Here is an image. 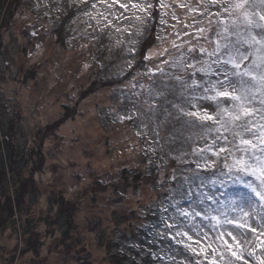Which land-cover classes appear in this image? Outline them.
Masks as SVG:
<instances>
[{"label":"trees","instance_id":"trees-1","mask_svg":"<svg viewBox=\"0 0 264 264\" xmlns=\"http://www.w3.org/2000/svg\"><path fill=\"white\" fill-rule=\"evenodd\" d=\"M152 1L154 2L149 1L152 7L148 9V20L141 31L133 68L128 69L125 73L118 72L119 75H123L118 76L110 70L111 62L99 57L104 55V52L93 58L91 50L88 58L80 60L82 71L90 70L92 73L86 74L89 86H85L81 90L78 99L77 95L74 96V106L76 107L78 100L85 98L89 92L95 89L94 86L112 85V94L115 98L112 99L111 107L115 116L112 123H108L109 129L116 131L123 129L126 132V137L121 140L125 147L119 149L117 145V154L122 155L127 152L128 156H133L136 153V160H130L118 169L115 174L116 178H114L116 184L112 185L106 180L94 178L92 184L86 187L75 185L71 189L70 195H66V191L61 188L52 189L51 183L43 188L47 175L50 172L54 173L50 168L46 169L48 165L46 141L48 135L56 132V128L67 119L72 118V111L65 107L64 112L53 121L43 122L44 120L40 119L39 128L28 131L30 136L24 137L25 139L21 141L19 126L22 124L23 110L18 97L20 88L17 86L30 90L32 87L29 83L36 82L35 74L40 68H30L27 67V64L37 59L39 55H44L42 49L47 40L54 42L56 47L54 51L60 50L63 56L68 50L77 54L81 48L78 45L79 40H75L74 45H71V40L67 35L68 30L66 31L71 19L76 15L74 4L70 0H63L54 12L42 13L36 5L37 0H0V56L4 55L5 61L12 63L5 69L0 64V239L5 236L14 238L16 240L15 251L20 249L23 255L40 257L42 249L52 240H59L58 244L64 249V256L71 255L80 247H85L86 242L83 245L80 236L79 211L90 203L96 208L102 207L104 204L97 201L95 196H104L103 193L109 192L111 189L114 192L112 200L116 203L123 204L131 198V195H134L136 199H139V206L136 209L124 210L122 212L124 216H118L119 218L113 216L112 224L115 226V230L111 237H108V234L106 235L103 230L99 231L98 228L89 229L88 227L89 233L96 234V236L99 233L97 245L104 252L103 258L106 264H211L214 259L217 264H227L229 259L233 260L229 254L222 251H216L210 255L198 246L200 242L198 225L204 222L210 226L213 232H218L221 224H227H225L224 213L226 209L230 208L229 204L234 195L237 192L247 191L240 184L235 183L228 170L224 168L226 155L220 153L219 157L215 156L210 161L209 167H204L199 164L197 159L190 158V152L184 151L183 156L178 155L180 151L170 152L168 149H176V147L180 149L185 139L188 140L189 137H192L190 136L192 133L188 131L189 125L183 121V118L178 123L171 122L169 129L165 131L166 137L168 136L170 141H166L162 145L160 143L157 152L151 155L143 150L146 140L143 141L134 133L132 126L134 117L125 113L126 110L133 108L132 102L135 100L126 99L125 94L134 90L135 84L142 83L146 87L147 82L154 78V75L150 79L141 77L142 69L151 66L154 73L161 68L160 64L165 59L177 51L176 47H168L154 59L150 56L153 46L163 44L166 40L169 42L174 39L178 41L182 32L188 34L187 42L180 45L185 50L188 49V44L191 41L203 39L195 51L197 58L193 59L192 57L188 64L195 65L196 68H199L203 61L212 64V72L208 75L195 72L191 67L180 71L187 77L188 82L190 79H195L200 85L195 88V91L192 89L190 92L189 86H187L185 92L189 103L190 97H196L192 101L201 100L208 108L209 113L211 111L215 113L216 102L211 103L202 98L213 93H205L203 89L209 86V81L224 80L223 74L217 70L218 66L212 63L215 58L210 61L207 53L199 50L201 46H209L216 40L215 32L219 29L217 28L218 20L210 12L213 5L206 2L203 9L197 5L196 0H183L182 4L184 5L181 4L175 9V11L178 9L176 18L166 17V22L162 23L160 16L166 7L160 6V0ZM186 9L189 11L184 12ZM205 9H207L206 12ZM199 14L203 15L202 20L199 19ZM195 22L202 25L199 30L205 29V31H191L189 28H193ZM18 27H22L19 31L22 33L21 35L15 34ZM212 32L214 35L209 36ZM203 33H206L205 38L201 36ZM92 41L94 42V40ZM13 46L17 52L16 55L15 52L13 53L17 56L16 58L11 54ZM97 51L99 52L98 49H94L95 53ZM66 57L68 58V56ZM51 59L50 55H46V61ZM109 71L112 73L110 74ZM71 73L76 77L81 76L76 71H71ZM11 74L15 76V91H12L13 96L7 97V99L16 97L14 101L17 102V105L14 106L13 116L8 118L6 113L7 105H10V102L3 99V95H6L5 89L10 84L6 82H9ZM198 76H201V79H196ZM75 94L76 92H74ZM184 107H187L185 101L182 105V108ZM201 107L204 109L203 106ZM164 122L168 121L164 120ZM202 124L216 127L209 121ZM202 124L193 125L191 123L197 129V133L193 135V141H198V143L207 141L208 145L214 146L212 142L218 134L207 133L206 128L201 126ZM156 130L157 128L153 127V131L156 132ZM143 137H148V134H144ZM229 138L231 140L230 135ZM222 141V139L215 141L216 149L225 146ZM106 142L109 147L111 144H117L114 140ZM218 144L221 145L218 146ZM221 156L223 163L220 164ZM228 158L232 159L231 156ZM211 170L213 173H210ZM143 186L149 187L151 191L146 200L141 197ZM208 197L213 198L209 199ZM109 199L108 196L106 202ZM193 208L201 215L187 219L179 215V209H187L191 212ZM172 217L188 227L167 228L166 224L173 222L170 219ZM213 217L218 219H213ZM177 230L187 231L192 239L189 240L187 236H177ZM20 243L21 247H19ZM68 244H70V248H67ZM186 245L196 249L198 257ZM126 247L128 249H125ZM86 253L87 257L85 258L82 255L74 256L76 264H94L95 258H93L92 252L86 249ZM5 259L7 260V258ZM9 264H14V261Z\"/></svg>","mask_w":264,"mask_h":264},{"label":"rangeland","instance_id":"rangeland-1","mask_svg":"<svg viewBox=\"0 0 264 264\" xmlns=\"http://www.w3.org/2000/svg\"><path fill=\"white\" fill-rule=\"evenodd\" d=\"M70 1L74 4L76 15L71 19V23H69L66 31L68 30L67 35L71 40V45H74L75 40L77 41L78 39V45L81 48L77 54L68 50L65 52V56H63L60 50L54 51L56 49L53 44L54 42L47 40L45 47L42 49L44 55H39L37 59L27 64V67L30 68H40L35 74L36 82L29 83L32 87L30 90L19 85L17 86L20 88V95L18 97L23 110L21 114L22 124L19 126L21 141L25 139L24 137L30 136V132L28 131L39 128L40 119H43V122L53 121L54 118L64 112L65 107L72 111V118L67 119L56 128V132L48 135L46 141L48 155L46 169L50 168L54 173L51 174L50 172L47 175L48 177L44 181L43 188H46L45 186L51 183L50 187L52 189L57 190L61 188L63 191H66V195H70L71 189L75 185L86 187L92 184L94 178L106 180V182H111L114 185L116 184V179L114 178H116L115 174L118 169L123 164L128 163V161L130 162L131 157L134 159L132 161L136 160V153L133 156H128L127 152H124L122 155L117 154V145L119 149H124L125 147L121 140L126 137V132L123 129L119 131L109 129L108 123H112V119L115 116L112 113L111 107L112 99L115 98L112 94V85L107 87L94 86L95 89L89 92L85 98L78 100L76 107L74 106V96L77 95L78 99L81 90L85 86H89L86 74L92 73L90 70L82 71L80 60L88 58L91 50L93 58L104 52V55L99 57L110 61L112 64L110 70L118 76H120L118 72L123 73L131 68L136 59V50L139 46L141 31L148 20L149 11V8L143 11L132 8L131 4L146 5L149 4L150 0ZM62 2L63 0H37L36 5L40 12L49 13L54 12L55 8L60 6ZM153 2L151 0V3ZM182 2L183 0H163L166 8L163 10L164 13L161 14L160 20L166 22V17L176 18V11L178 12V9L176 11L175 9ZM206 2L205 0H196L197 5L203 9ZM122 4H126L128 7H121ZM188 11L189 9H186L184 12ZM210 12L214 14L216 20L226 16L219 5H213V9ZM216 13H220V16L217 17ZM198 16L202 20L203 15L199 14ZM200 26L202 25L199 22H195L193 28L189 29L191 31H199ZM17 29L15 30V34L21 35L22 33H19V31L22 27H18ZM201 36L205 37L206 34L203 33ZM187 38V32H182L178 37V41L175 39L171 42L166 40L163 44L156 47L153 46L150 56L154 59L168 47H176L177 51L170 55L169 58L164 61L162 60L163 63L160 64L161 68L157 69L154 73L151 66L142 69L141 77L149 78L154 75V78L147 82L146 87L142 83H138L135 84L134 90L125 94L126 99H135L132 102L133 108L126 110L125 113L134 117L132 125L134 133L142 138L143 141L146 140L143 150L149 152L151 155L157 152L160 143L162 145L164 142L170 141L168 136L166 137L165 131L169 129L171 122L178 123L183 118V121L189 125L188 128L190 129L188 131L192 133L190 135L192 137H189L188 140L186 138L180 149L175 145L176 149L168 150L170 152L180 151L178 154L180 156L184 155V151L190 152V158H195L200 165L208 167L215 155L211 151H206L203 154L200 152V149L206 148L209 145L207 141L203 143L193 141V135L197 133V129L191 125V123L196 125L203 122L183 115L179 108L174 107V105L182 107L185 101L187 105V107H184L185 111L203 110L201 106L208 111V108L201 100H196L197 102L192 101L190 97L189 103V98L185 92L187 91L186 85H189L192 79L188 82L187 77L182 75L180 71L186 68L185 65H189L188 61H191L192 57L193 59L197 58L195 51L203 40L200 38L199 40L191 41L188 44V49L185 50L180 45L187 42ZM83 45L85 46L82 47ZM214 47L215 44H210L206 47L201 46L199 50L202 48H206L207 50L209 48L208 51L210 52ZM94 49H98L99 52L95 53ZM15 51L16 49L13 46L11 54L14 58L17 57L15 56L17 53ZM14 52L15 55H13ZM46 55H50L52 59L46 61ZM207 57L210 61L214 58L208 55ZM5 58L4 55L0 56V64L4 69L8 65H12L10 61H5ZM71 71H76L81 76L76 77ZM109 72L110 74L112 73L111 71ZM148 74L150 75L149 77H147ZM11 75L12 77H10L9 82H6L10 83L5 89L6 95H3V99L10 102V105H7L6 115L8 118L13 116L14 106L17 105V102L14 101L16 97L12 99L6 98V96H13L11 92L15 91V76ZM176 77H180L181 79L177 80ZM196 79H201V76H198ZM192 89L193 87H189V92ZM74 92H76L75 95ZM211 113H214V111H211ZM158 120L163 121L160 122ZM164 120L168 122H164ZM153 127L157 128L156 132L153 131ZM146 133L148 137H143ZM107 140H114L117 144H111V147H109L106 142ZM222 143L225 145L224 141ZM215 144L212 146L213 150L216 149ZM103 194L104 196H95L97 201L104 204L102 207L96 208L91 203L86 204L78 214L80 236L82 237L83 245L86 242V249H89L92 252L93 258H95L94 264L106 263L103 258L104 252L97 245L99 233L97 236L96 234L89 233L88 227L89 229L98 228L99 231L103 230L106 235L108 234V237H111L115 230V226L112 224L113 216L114 218H119L120 216H124L122 213L124 210L129 208L136 209L139 206V199H136L134 195H131V198L125 203L120 204L112 200V195H114L113 190L110 189L109 192L105 191ZM150 194L149 187L143 186L141 188L143 200L149 198ZM108 196L110 199L106 202ZM233 200H236L237 204H231V211L226 213L227 221L246 222L251 227L256 228L257 231L253 233L247 227L238 228L235 223H227L226 225L221 224L218 232H213L210 226L201 222L198 225V237L203 240L204 249L210 255L214 254L212 250L216 249V251H222L231 256L226 250L227 245H231L233 250L243 253L244 259L248 260L249 264H256L255 258L249 256L248 253L254 250L257 256L264 255V235H261V232L264 231L261 227L264 225V205H261L259 201L253 207L241 205L239 196L233 197ZM241 206L243 207V212H248V216H244L240 210ZM229 232L232 233V236L228 235ZM233 236L236 237V240H233ZM58 241L52 240L48 242L42 249L40 257L34 258L30 255H23L20 249L15 251L16 240L14 238L9 236L2 237L0 239V264H9L12 261H14V264H76L74 256L79 257L82 255L84 258L87 257L85 247H80L79 250L71 255L64 256V249L60 247ZM237 242L241 245L239 249L236 248ZM70 244L67 245V248H70ZM21 246L20 243L19 247ZM57 246L59 247L57 248ZM125 249H128V247ZM194 255L198 257L196 252ZM234 264H243V261H235L234 258Z\"/></svg>","mask_w":264,"mask_h":264},{"label":"snow or ice","instance_id":"snow-or-ice-1","mask_svg":"<svg viewBox=\"0 0 264 264\" xmlns=\"http://www.w3.org/2000/svg\"><path fill=\"white\" fill-rule=\"evenodd\" d=\"M81 2H86V0H81ZM207 2L210 5H219L226 14L217 21L219 30L215 32L216 40L213 50L208 52L206 49H201V52H206L209 57H215L212 63L218 66V72L224 76V80L209 81V86L203 89L205 93H213L202 98L215 101L216 110L214 114H211L207 109L185 111L180 105H174V107L179 108L187 117L201 122L211 121L216 125L214 128L206 124L201 126L205 127L209 134L212 132L218 134L213 144L216 140L222 139L225 141V146L213 150L209 145L200 149V152L203 154L211 151L217 157L220 153H225L224 167L228 169L229 174L235 176L234 182L247 190L236 193L241 205L253 207L257 201L264 205V0H207ZM160 6L166 7L163 0H160ZM121 7L127 8L128 5L122 4ZM131 7L143 11L151 8L152 5L132 3ZM216 15L219 17L220 13ZM161 22L163 23V20ZM199 31L204 32L205 29ZM185 66L194 68L195 72L205 75L212 72V64L207 61L201 62L199 68L195 65ZM176 79L181 78L176 77ZM186 86L193 87L195 91V88L200 85L197 80L192 79L191 85ZM229 135L231 140H229ZM228 156L232 157L231 164L227 163ZM232 203L237 204V201L233 200ZM240 210L243 212L242 206ZM178 211L179 215L185 219L201 215L194 208L191 212L187 209ZM243 214L248 216V212H243ZM170 219L173 222L166 224L169 229L188 227L183 222L177 221L175 217ZM213 219L218 218L213 217ZM226 222L235 223L238 228L247 227L253 233L257 231L246 222L240 223L235 220ZM261 227L264 229V225ZM176 235L192 239L187 231L177 230ZM228 235L232 236V233L229 232ZM261 235H264V231ZM232 238L236 240L235 236ZM186 247L196 252V249H192L190 245ZM240 247V243L237 242L236 248ZM226 250L235 258V261L249 264V261L244 259L243 253L233 250L231 245H227ZM212 251L215 253L216 249ZM248 255L255 258L256 264H264V255L257 256L254 250ZM211 264H217V261L214 259ZM227 264H234V261L229 259Z\"/></svg>","mask_w":264,"mask_h":264},{"label":"bare ground","instance_id":"bare-ground-1","mask_svg":"<svg viewBox=\"0 0 264 264\" xmlns=\"http://www.w3.org/2000/svg\"><path fill=\"white\" fill-rule=\"evenodd\" d=\"M133 65H134V62H133V64L131 65V68H133ZM131 68H129V69H131ZM126 72V71H125ZM124 72V73H125ZM120 76H123V75H120ZM149 75H147V77H148ZM8 96H6V98H7ZM137 117H139V116H137ZM84 141V140H83ZM131 160H134L133 158H131Z\"/></svg>","mask_w":264,"mask_h":264}]
</instances>
